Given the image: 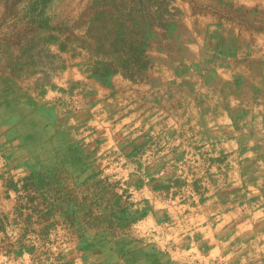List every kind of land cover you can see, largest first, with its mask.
<instances>
[{"label":"rangeland","instance_id":"374dc122","mask_svg":"<svg viewBox=\"0 0 264 264\" xmlns=\"http://www.w3.org/2000/svg\"><path fill=\"white\" fill-rule=\"evenodd\" d=\"M247 78L264 0H0V264H264Z\"/></svg>","mask_w":264,"mask_h":264},{"label":"crops","instance_id":"0c3cea01","mask_svg":"<svg viewBox=\"0 0 264 264\" xmlns=\"http://www.w3.org/2000/svg\"><path fill=\"white\" fill-rule=\"evenodd\" d=\"M221 77L223 76L221 75ZM217 81L214 83L212 82L211 85L213 86V89L208 92L213 93L215 91L214 88L217 87L219 84L224 86L225 84L229 83V86L231 85L235 86L234 85L235 82L233 78L231 77L229 78L223 77ZM249 81H250L249 78H247V80L244 81V83H246L247 86L244 89L245 93L243 92L242 96L240 97V98H243L245 101L244 102H241L239 100L236 101L239 104L241 103L244 104V117L241 120L239 127L234 126V121L231 118L232 113H235L236 111H238L237 107L234 108L235 107L234 106L232 108L231 106L230 111L221 110L222 108L219 105H216V106L214 105V107L211 108V112H213L216 109V113L218 112L219 113L217 115H212V120H209L210 126L221 125V130L229 131L230 132V136H228V138L230 139L229 145L230 146L232 145L233 147H237L239 144L238 141L241 138V136H238L236 132L240 127H243V125L246 126L247 129H245V131L250 132V135L255 130H264V86L260 85L261 80H258L257 82L252 81L253 83ZM236 88L239 93L242 92L241 88L239 89L238 87ZM218 98L219 96L217 97V100ZM236 102H234L233 105ZM262 234H264L263 229H262Z\"/></svg>","mask_w":264,"mask_h":264},{"label":"trees","instance_id":"16d2710c","mask_svg":"<svg viewBox=\"0 0 264 264\" xmlns=\"http://www.w3.org/2000/svg\"><path fill=\"white\" fill-rule=\"evenodd\" d=\"M44 6L45 5L43 4V7ZM44 11H45L44 8L37 9V8L31 7V12L32 13H37L36 15H38V16H34V17L36 19L37 18L39 19L37 22H39L41 26L42 25L45 26V24H46V16L44 14ZM42 20H45V24L42 22ZM52 175H53V170L52 171L51 170H48V171H46L44 173H42V172L32 173L30 175V177H28L27 179L31 181V183H30V186L31 187H33V188L35 187L37 190H40V189H42L44 187H47V186L50 187L49 183L48 184L47 183L45 184V182H46V180H49V182H50L51 181V178H53ZM81 243H83V242H81ZM82 248L87 249L86 247H82Z\"/></svg>","mask_w":264,"mask_h":264}]
</instances>
